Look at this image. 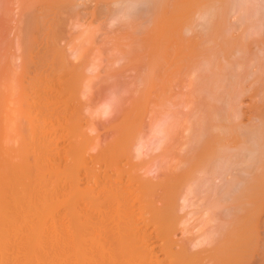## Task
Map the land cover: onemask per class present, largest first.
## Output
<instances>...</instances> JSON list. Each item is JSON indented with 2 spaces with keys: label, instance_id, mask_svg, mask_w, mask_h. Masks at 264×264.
Here are the masks:
<instances>
[{
  "label": "bare ground",
  "instance_id": "6f19581e",
  "mask_svg": "<svg viewBox=\"0 0 264 264\" xmlns=\"http://www.w3.org/2000/svg\"><path fill=\"white\" fill-rule=\"evenodd\" d=\"M25 1L22 4L25 5L22 13L23 34L20 33L23 37L19 34V38L26 39L27 42L24 41L26 43L25 47L29 52H32L35 50L37 37L41 36L43 16L46 11L39 3L36 4L34 1H30L26 5ZM83 1L60 0L56 2L55 0L54 2L51 0V2H47L49 5L46 8H49V6L54 9L55 6L58 7V10L56 9L57 13H55L58 17L54 14L55 21L58 18L57 24H54L58 31L55 32L56 34L54 33L53 38L56 41L52 43L55 52L57 51L58 54L57 61L63 68L64 65L66 67L68 62L71 63L74 58L75 62L71 63L74 66V72L69 71V73L72 72V76H75V74L85 75L84 78L75 79L79 82L82 81L81 84L78 82L81 85L78 87L79 90L74 87V84L77 83L74 78L68 77L69 80L64 82L62 80L65 87L67 86V89L72 92L70 98H66V100H61L63 95L60 96L62 91L58 89V81L61 82L62 78L58 80V77L55 79L47 77L50 89L46 87L47 85H43L46 87L44 89L49 90L42 91L44 94L42 97V93L39 95L38 92L42 89L45 80H42L44 82L40 85V89L37 87L34 92H31L30 89L38 85L39 82L31 85L32 81L30 84H26L27 86L23 90L27 91V100L24 91L23 94L21 93L25 96V104L26 101L30 100L29 97L33 101H29V107L27 106L29 113L25 111L27 108L24 110L25 114H29L28 120L23 121L21 119L22 122L27 123V128L23 125L27 135H25V138L23 137V141L21 140L22 135H19L21 137L20 142H22L19 143L17 137L16 145L19 143L16 147L17 151L13 148L16 152V154L13 153L14 157L16 158V155L20 153H22V157L18 155V161L7 158L6 160H9L10 163L0 162V264H264V0H122L128 1L129 3L126 2L128 5L133 4V9L136 3L146 2L149 4L146 14V11L143 13L142 10V14L145 15L143 20L140 18V23L142 25L144 23V26L139 28V31H137L138 29L135 30L137 26L132 21L124 25L131 30L130 33L139 32L138 34L141 33L143 36L139 37L138 41L140 42L136 41L135 43H141L143 48H138L140 44L134 46L133 38L129 50L133 46L138 48L139 52H136V49V53L132 51L135 53H132V55L140 54L139 57L142 55L141 60L145 63L143 65L145 68L148 67L147 71L143 68L146 71L145 74L147 73L146 76L145 74L143 76L146 80L148 79L149 84L155 83L156 77H159L157 75L167 70L166 67H172L171 62H175L172 53L167 54L166 62H161V59H164L161 56L166 52L165 49L175 39L174 37L172 41L173 35H176L177 32H181L180 35H183L182 33L185 30L186 33L182 37L186 40V37L191 36V33L187 34V31L197 29V27L195 28L196 19L199 22L200 18H195L196 14L201 15V18L204 17V21L202 20L204 30L200 32V29L199 31L203 35L200 37L201 41L198 37L196 38V42L200 41L199 47H201V50L196 49L199 54L195 59L191 58L194 61H190L192 64L188 68L189 79L187 78V80L192 89L189 94L190 98L187 101L185 100L186 105L176 102V99L172 102L167 99V103L164 105L166 101L163 102L162 100V106L165 107L161 110V106H159L158 116L149 125L151 136L153 135L155 138L153 150H157L161 159H163L160 168L156 171L161 168L166 170L164 174L160 171L162 175L160 174L157 177L151 176L149 173L152 172L153 167L152 170L150 168L146 169L143 167L144 165L141 167L136 162L138 157H142V155L145 157L144 151L147 149L144 150L147 145H145L146 142L143 143L144 141H142L144 140L143 135L141 136L143 130L139 128L142 123L137 124L129 118L130 120L126 121L127 123L123 127L122 135L120 134L121 137L119 136L120 139H118V135H115L118 137L115 142L113 140L115 145H110L111 141L110 143L107 142L109 145L105 144V147H103V144L99 145L101 137L97 135L98 132H95L97 129L92 123L85 124L84 128L82 126L83 122L79 123L80 125L78 124L81 119H78V108L76 106H73L76 107V110L73 109L75 111L73 116L68 115L71 112L69 106L71 97L81 94L85 100L87 98L89 100L91 88L93 89L92 83L94 84L96 81L94 79L97 77V70L99 71L104 67H99L96 61L92 60L93 56L88 59L87 54L88 63L85 68L81 69V66H84L82 65V59H84L85 53L88 52V47L95 43L94 40L97 37L96 27L98 26L94 25L96 21L93 22L94 13L93 18L80 19L79 9L82 8ZM99 1L102 2V0ZM194 1L198 2L194 3ZM38 2H41V0ZM113 2L115 4L120 0H113ZM13 4V0H0V12L2 13L0 26L7 22L9 14L12 15ZM111 4L112 0L109 6ZM125 7L128 8L127 5ZM81 11L83 12V10ZM126 12H123L124 16H126ZM71 13L76 15L75 20H72L70 24L69 33L72 36L68 43L65 42L66 45H61L58 33L62 34L64 28H62L63 30L59 29L57 25H63L64 20L68 22L69 18H64L63 15L67 16L68 14L70 16ZM233 13L242 23L240 28L244 25L243 30L238 31L237 33L240 34L236 36L232 32L230 22ZM71 17L73 18L72 15ZM136 23L138 24V22ZM99 24H101L100 21ZM237 24L235 27H238ZM102 25L104 24L102 23ZM197 25L199 26L198 23ZM73 27L76 29L75 32L72 29ZM133 28H135V31ZM196 31L191 32L195 34ZM17 33L19 32H14L15 35ZM51 33L48 32V34ZM137 36L136 33L135 37ZM256 36L259 39L255 38ZM103 37L104 35L101 38ZM131 37L134 36L131 35L130 40ZM119 39L116 41L118 44L121 43ZM107 41L104 40V44ZM120 45H118V50L117 46L115 47L117 50V52L115 51L116 55L125 52L123 47L122 51L119 52L121 50V48L119 49ZM113 52L112 56L109 55V57L113 58ZM130 52L126 51L127 55ZM69 56L73 57L70 58L71 61H69ZM27 58L29 57L27 56ZM14 60L16 62V58ZM107 60L111 61L109 58ZM186 60L184 61L186 62ZM32 62L34 63V61ZM84 63L86 64L85 61ZM110 63L108 65L111 67ZM16 66H14V69H16ZM1 67L3 68V65ZM77 67L81 69V73L75 72ZM110 67L107 71H110ZM61 69L58 71H61ZM86 69L89 70V74L83 71ZM63 71L61 76L64 74ZM139 71L137 68L136 72ZM52 74L56 73L52 71ZM67 74L66 76L69 75ZM98 74L102 73L98 72ZM117 76L119 77L118 74ZM9 78L11 79L10 75ZM123 79L126 81L125 78ZM138 79L136 78L135 81ZM144 80H141L142 83H144ZM14 82L16 84L17 80ZM72 82H74L73 85ZM177 82L173 83L176 84ZM70 84L74 89L73 87L70 88ZM157 84L156 82V88ZM247 84H251L250 87ZM119 85L115 86L116 90ZM139 85L137 84V87ZM148 85L147 89L150 88ZM14 86L16 87L14 89H17L18 86ZM22 87L20 86V88ZM127 87L130 90L133 89ZM127 87L125 86V88ZM155 87L152 89H155ZM255 87L258 89H255ZM1 88L3 87L0 86V90ZM160 88L162 89L161 86ZM251 88L256 90V92L253 91L256 95L258 92V97L260 95L257 100L260 103L257 104V107L254 105V108H256L254 113L252 112L249 121L244 123L241 118V106L243 105L240 106V103L243 102V94L248 91L251 92ZM7 89L10 88L7 87L4 90L7 91ZM128 89H124V91ZM181 89L183 90V87ZM112 90L111 95L112 92H115L114 89ZM9 91L11 93V89ZM153 91L156 93L158 90ZM12 92H14V95L17 93ZM118 92L119 97L116 96V98L118 97L117 106H122L121 103L124 104L127 97L123 98L124 93L122 92L121 95L120 89H118ZM146 92L148 90H145L144 93ZM129 93L128 90L125 95H129ZM144 93L140 95L142 96ZM184 93L182 94L184 95ZM14 95L7 101V111L5 110L8 113L7 115L10 116L9 121L13 126H15L18 117L16 110L19 109L14 106L17 101L16 98L19 97L16 96L15 98ZM43 96L48 97L44 100L45 103L42 102ZM2 101L0 100V104ZM148 102L144 99V105ZM103 103L105 107L102 109L97 107V115L101 113L105 116L107 112H116L117 106L115 107V103L111 105L112 109L111 106L109 107L111 101L107 102L108 104ZM2 105L4 106V102ZM144 105L141 102L142 113L147 110V106ZM179 105L181 108L185 106V111L187 106L191 110L189 113L181 109L179 111ZM3 106L2 109H4ZM191 106H193V109ZM143 107L146 110H143ZM20 109L22 110V108ZM89 109L88 111H90ZM23 117H19V120ZM48 119H50V122ZM19 120L18 125L20 126L21 121L19 122ZM67 121H69L68 124H65ZM0 122L2 125L0 127H4L1 118ZM129 122L130 124H128ZM79 126L81 129L78 128ZM5 127L7 128V126ZM18 128L21 129V127ZM143 129L145 128L143 127ZM22 130L24 129H21V134H23ZM2 131H4L3 128ZM81 131L87 137L86 140H83L85 138ZM140 131L141 133H139ZM146 132L148 131L146 130L144 133ZM186 132L188 133L187 139L184 140L185 143H181L179 149L176 147L174 149V146H171L173 142L178 139V136L181 137ZM11 134L9 132V135ZM7 141L10 143L11 138ZM67 141H69V146L65 144ZM18 150H21V152ZM149 155L150 153L147 152L148 157ZM155 157L156 155H152V158ZM156 161H154V164ZM156 168L157 166L154 169ZM156 171L153 173L157 174ZM35 218H37V221ZM179 231L183 233V236L180 235L181 238L177 237ZM254 249L257 252L260 251L258 253L260 262H255L254 258L257 255L255 254L256 251L254 253ZM211 253L216 255L214 259L207 256Z\"/></svg>",
  "mask_w": 264,
  "mask_h": 264
},
{
  "label": "rangeland",
  "instance_id": "374dc122",
  "mask_svg": "<svg viewBox=\"0 0 264 264\" xmlns=\"http://www.w3.org/2000/svg\"><path fill=\"white\" fill-rule=\"evenodd\" d=\"M21 1V3H19ZM25 1V0H24ZM24 1H22V0H18V2H17V0H13V2H14V4H13V11L11 12V14L12 15H10L9 14V16L7 17V24L6 23H3V25L2 26H0V34H2V35H0V44H1V46H0V53H1V56H0V65L2 66L3 65V68H2V70H0V75H1V77H2V79H1V77H0V86H2L3 88H1V90H0V100L2 101V103L0 104V118H1V121H2V124H3V126L4 127H2L3 128V130L4 131H2V128L0 127V132H1V134H0V162H5V163H10V161L9 160H12L13 161V159H16L17 161H18V155L19 156H21L22 157V153H20L21 152V150H18V151H20L19 153L20 154H18V155H16L17 157L15 158L14 157V154L13 153H15L16 154V152L14 151V149L16 150V147H17V145H19V143H21L24 139H23V137L25 138L26 136L25 135H27V131H26V129H25V127L27 128V126H26V124L24 123V122H22V120L23 121H26V120H28V118H29V108H27V106L29 107V103L30 102H32L33 101V99H32V101H31V97H29L30 98V102L29 101H26L27 103L25 104L24 102H25V96H23L22 94V92L24 91V94L26 95L27 93V91L26 90H23L24 88H26V86L28 85V84H30V82H32L33 81V83H31V85L32 84H36L37 82H39L40 83V81H41V83L39 84L38 83V85H36V86H34V88H32V89H30V91L31 92H34V90H36L37 89V87L39 88V87H41L40 85L44 82H42V80H45V82L42 84V89L38 92V94L40 95V93H42V91H48L49 89H50V85H48V84H50V83H48V81H49V79L47 78V77H49V78H57L58 77V80H60L61 78V82H62V80H63V82L64 81H66V80H69V79H67L68 77L69 78H74V80L76 79H81V78H84V73H82V74H84V75H81V74H79V75H76L75 74V76H72V72H74V69H73V67L74 66H72V64L71 63H73V62H75V60H74V58L72 57V56H69V61H71V59L73 58V60L71 61V63H69L68 62V64L66 65V67H64L63 66V68H62V65L59 63V61H57V51L55 52V48L53 47L54 45L52 44V43H54V41H56L53 37H54V35L57 33V31H58V28L55 26L56 24H57V21H58V16H57V14H55V13H57V10H58V7L57 6H55V9L52 7V6H49V8H46V7H48V5L49 4H47V2H51V0H45V2H44V0H41V2H38V1H40V0H26L25 1V4L26 3H29L30 1H34L36 4L37 3H39V5H42L44 8H45V10L44 11H46V12H49V13H46V12H44L45 14H44V16H46V17H44L43 16V18H44V20H46V21H44L43 20V23H42V27H41V32H40V34H41V36L40 37H37V41H36V47H35V50L34 51H28L27 49H26V43H24V41L25 42H27L26 41V39L24 40L22 37V35L21 34H23V31H22V29H23V12H24V9L23 8H25L24 6L25 5H22L23 4V2ZM37 1V2H36ZM52 1H54L55 2V0H52ZM60 0H56V2H59ZM88 1H90V0H84L83 2H84V4H82L81 6H82V8H80L79 10H80V13H81V17H80V19L81 18H83V19H81V20H85V19H87V18H93V13L95 14V17L93 18L94 20H93V22L94 21H96V22H94V25L95 26H97L96 28H97V30H96V36L97 37H95L96 39H97V41H96V39L94 40L95 41V43H96V45H95V43H93V44H91V46H92V48H91V46H89L88 47V52H86L85 53V56H84V59H82L83 61H82V65H84V66H81V69L82 68H85V65H87V63H88V61H87V58L88 59H91L92 58V56H93V58H92V60L93 61H96V63L98 64V66L99 67H102V66H104V67H102L101 69L100 68H98V69H100L99 71L97 70V77L94 79V84L92 83V87H93V89L91 88V94L89 95V100H88V98L85 100L84 99V97L83 96H81V94H76V95H74V96H72L71 97V103H70V108H71V112H72V114H71V112L68 114L69 116L70 115H72L73 116V113H75V111L74 110H76V107L78 108L77 110H78V114H77V116H78V119H81L80 121H78L77 119V121H78V124L79 123H81V122H83L84 124L82 125L83 126V128L85 127L84 125L85 124H88L89 122L90 123H92V125H94L96 128L95 129H97V131H95L96 133L98 132V134L97 135H99L100 137V143H99V145L101 144H103V147H105V144H107V142H113V140H114V142L116 141V140H118V139H120V137H121V132H122V130H123V127L125 126V124L127 123L126 121H129L130 119L129 118H131V121H135V123H137V124H141V125H143L142 127H140L139 126V128L141 129L142 128V133H141V131L139 132V133H141V136L143 135V139L144 140H142V141H144L143 143H145L146 142V144L145 145H147V146H145L144 147V150L147 148L148 149V151H147V149L144 151V153L146 154H144L145 155V157H143V155H142V157H138V159H136V162L137 163H139L138 165L139 166H143L144 168H146V169H151L152 167V169L154 170V171H156L157 169H159L160 167L159 166H161V162L163 161V159H161V157H160V155L158 154V151L157 150H153L154 149V142H155V138L153 137V135L151 136V128L149 129V125L151 124V122L158 116V113H159V111H157V110H159V106H161V110H163V108L165 107H163L162 106V104H163V102L164 101H166L167 99H169L171 102L172 101H175V99H176V102H181L182 103V105L184 104V105H186L185 103H186V101L190 98L189 97V94L191 93V91H192V89L190 88V86L188 85V80H187V78H188V73H189V71H188V68H189V66L192 64L191 62L192 61H194V60H192V59H195L196 58V56L199 54V52L198 51H200L201 50V47H199L200 46V41H201V39H200V37L201 36H203V35H201V33L200 32H202V30H204V28H203V21H204V17L203 18H201L202 16L201 15H197L196 14V16H195V18L197 17L198 19H199V22H198V20L196 19V24H195V28L197 27V29H194V30H191V31H196L195 32V34H193V32H189V31H187V34H189V33H191V36L193 35L194 37H191V36H188L189 38H187L186 37V40L183 38L184 37V34L186 33V31L184 30V32L182 33L183 35H180V33L181 32H177V34L176 35H173V38H172V41H173V39H174V37H175V39H174V41L173 42H171V44L170 45H168L167 46V48L165 49L166 50V52L165 53H163V55L161 56V57H164V59L162 58L161 59V62H166V59H167V54L169 53H172L174 56V60H175V62L173 63V62H171L173 65H172V67H169V68H167L166 67V69L167 70H165L164 72L162 71V72H160L157 76H159V77H156V81H155V83L157 82L158 84H157V88L155 87V83L154 82H152V83H154V84H149V81H147L146 79H145V77L143 76L144 74H145V72L147 71V68L148 67H146L145 68V66L143 65V64H145L144 62H143V60H141L142 58V55L139 57V55H134L136 52H139L138 51V48H140V47H142V45H141V43H138V44H140V45H138V44H135L136 43V41H138L141 37H143L142 36V34L140 33V35L138 34L139 32H136L137 33V37H135L136 36V33L134 34L133 32H131L130 33V31L131 30H129V28L127 27H125L124 25H126L128 22H131L132 21V23L133 24H135L137 27H135V28H133V30L135 29V30H137V31H139V28H142V26H144V23H143V25L140 23L141 22V19L143 20L144 19V15L147 13V10H148V3H144V2H140V3H136V4H134V9L132 8V6H133V4L132 5H128L126 2H128V1H122V0H120V2H118V3H115L114 4V2H113V0H112V4L109 6V3H111V0L109 1H107V0H102V2L101 1H93V0H91L90 2H88ZM118 1V0H117ZM122 1V2H121ZM92 2V3H91ZM196 2H198V1H196ZM195 1H194V3H196ZM93 3H94V5H93ZM106 3V4H105ZM126 3V4H125ZM129 3V2H128ZM20 6H19V5ZM47 4V5H46ZM53 4V3H52ZM86 4V5H85ZM89 4V5H88ZM99 4V5H98ZM114 4V5H113ZM120 4H122V5H120ZM124 4V5H123ZM139 4V5H138ZM26 5H28V4H26ZM46 5V6H45ZM53 5H55V4H53ZM127 5V7L128 8H126L125 6ZM136 5V6H135ZM138 5V6H137ZM144 5H145V7H144ZM81 6H79V7H81ZM103 6V7H102ZM106 6V8H104ZM16 7V8H15ZM126 8V10H125V8ZM139 7V8H138ZM43 8V9H44ZM109 8V9H108ZM115 8V9H114ZM20 9V10H19ZM57 9V10H56ZM94 9V10H93ZM95 9H96V11H95ZM122 9H123V11H122ZM133 9V10H132ZM136 9V10H135ZM17 10V11H16ZM56 10V12H54ZM81 10H83V12L81 11ZM93 10V11H92ZM100 10V11H99ZM109 10V11H108ZM127 11L126 13V16H124L123 14V12H125V11ZM132 10V11H131ZM141 10V11H140ZM142 10H143V13L145 12V14H142ZM22 11V12H21ZM136 11V12H135ZM16 12V13H15ZM51 12V13H50ZM96 12V13H95ZM101 12V13H100ZM105 12V13H104ZM107 12V13H106ZM112 14L113 13V15H111L110 13ZM132 12V13H131ZM83 13V14H82ZM115 13V14H114ZM117 13V14H116ZM57 16L56 18H57V21H55L56 19H54V16L55 15ZM75 13H71L70 14V16L67 14V16L66 15H63V17L64 18H66V17H68L69 19H68V22H67V20H64L63 21V25H61V26H59V25H57L58 27H59V29H62V28H64V30H65V32H64V30L62 31V34H60V33H58L59 34V39L61 40V45H66L67 43H68V40L70 41V37L72 36V35H70V24H71V21L72 20H75V16L76 15H74ZM89 14V15H88ZM133 14V15H132ZM2 15V13L0 12V16ZM15 15V16H14ZM71 15L73 16V18L71 17ZM113 16V17H111V16ZM118 15V16H117ZM134 15H136V16H134ZM140 15V16H139ZM141 15H142V17H141ZM10 16H11V18H10ZM84 16V17H83ZM109 16H110V19H109ZM134 16V17H133ZM18 17V18H17ZM237 16H235V14L233 13V15H231V18H230V22H231V25H232V32H233V34L235 33V36L236 35H238V34H240V33H237L238 31H242L243 29V26L244 25H242L241 26V28H240V25L242 24L241 23V21H240V19H238V18H236ZM9 18H10V20H9ZM15 18V19H14ZM21 20H20V19ZM113 18V19H112ZM129 18V19H128ZM136 18H138V19H136ZM141 18V19H140ZM236 18V19H235ZM101 19V20H100ZM47 20H48V22H47ZM117 20V21H116ZM121 22H120V21ZM140 20V21H139ZM203 20V21H202ZM234 20H236L237 22H235L234 21V23H233V21ZM239 20V21H238ZM55 21V22H54ZM99 21H100V23L101 24H99ZM114 21V22H113ZM47 22V23H46ZM50 22H51V24H50ZM105 22H106V25H105ZM119 22V23H118ZM136 22H138V24H139V26L141 25V27H139L138 26V24L136 23ZM67 23V24H66ZM98 23V24H97ZM102 23L104 24V25H102ZM197 23L199 24V26L197 25ZM238 23V24H237ZM240 23V24H239ZM46 26H45V25ZM55 24V25H54ZM69 24V25H68ZM233 24H234V26H233ZM237 24V26L238 27H235V25ZM43 25H44V27H43ZM68 25V26H67ZM100 25H101V27H100ZM120 25V26H119ZM17 28H16V27ZM64 26V27H63ZM104 26V27H103ZM107 26V27H106ZM113 26V27H112ZM202 26V27H201ZM61 27V28H60ZM111 27V28H110ZM120 27H121V29H120ZM233 27H234V29H233ZM2 28V29H1ZM15 28H16V31H15ZM67 28V29H66ZM199 28V29H198ZM73 30H74V32L76 31V29H74V27L72 28ZM71 29V30H72ZM111 29V30H110ZM117 29V30H116ZM200 29H201V31H200ZM236 29H238V30H236ZM242 29V30H241ZM73 30H72V32H73ZM110 30V31H109ZM123 30V31H122ZM127 30V31H126ZM129 30V31H128ZM132 30V31H133ZM134 30V31H135ZM52 33H51V32ZM101 31H103V32H101ZM109 31V32H108ZM112 31H114V32H112ZM119 31H122V32H119ZM126 31V34L124 33ZM200 31V32H199ZM235 31V32H234ZM14 32L16 33V32H19V33H17L16 35L14 34ZM48 32L49 33H51V34H48ZM56 32V33H55ZM61 32V31H60ZM117 32H119V33H117ZM199 32V33H198ZM21 33V34H20ZM47 33V34H46ZM55 33V34H54ZM65 33V34H64ZM101 33V34H100ZM109 33V34H108ZM113 33V34H112ZM115 33H117L116 35H118V36H116L115 35ZM179 33V34H178ZM242 33V32H241ZM19 34L22 36L21 38H19ZM108 34V35H107ZM128 34V35H127ZM186 34V35H187ZM200 34V35H199ZM104 35V37L103 38H105V39H103V38H101L102 36ZM123 36L122 38L120 37V36ZM134 36V37H131V40H130V36ZM179 35V36H178ZM185 35V36H186ZM196 35V36H195ZM46 36V37H45ZM52 36V37H51ZM106 36V37H105ZM115 36V38L117 39H115V38H113L112 39V37H114ZM126 36V37H125ZM129 36V37H128ZM177 36V37H176ZM183 36V37H182ZM108 37V38H107ZM121 38V39H123V40H121V39H119V38ZM140 37V38H139ZM182 37V40L184 41H182L180 38ZM191 37V38H190ZM198 37V39L200 40H198V42H196L197 41V38ZM15 38V39H14ZM48 38V39H47ZM63 38V39H62ZM111 38V39H110ZM134 38V39H133ZM253 38H254V36H253ZM255 38H258V36H256ZM21 39H23V40H21V42H20V40ZM45 39V40H44ZM58 39V38H57ZM118 39H119V42H121V43H119L118 44V42L116 43V41H118ZM125 39V40H124ZM129 39V40H128ZM134 40V43L133 44H135L134 46H139L138 48L137 47H134L133 46V44H132V46L134 47H132L131 48V50H129V48L131 47V43L133 42V40ZM178 41H177V40ZM259 39V38H258ZM13 40H14V42H13ZM104 40H109V41H107L105 44H104ZM112 40V41H111ZM195 40V41H194ZM17 41H18V45H17ZM23 41V42H22ZM45 41H46V43H45ZM111 41V42H110ZM187 41V42H186ZM65 42H67V43H65ZM114 42V43H113ZM126 42V43H125ZM138 42H140V41H138ZM190 42H191V44H190ZM19 43H20V45H22V46H20L19 45ZM65 43V44H64ZM101 43V44H100ZM123 43V44H122ZM182 43H184V44H182ZM188 43V44H187ZM40 44V45H39ZM120 44H122V45H120ZM195 44V45H194ZM24 45V46H23ZM95 45V47H93ZM102 47H101V46ZM112 45V46H111ZM114 45V46H113ZM118 45H120L119 46V49L121 48V50L119 51V52H121L122 51V47L124 48L123 50L125 51V52H123V54H121V53H119V55H116L115 54V51L117 52V50H118ZM125 45V46H124ZM185 47H183V46ZM208 45V44H207ZM17 46H18V48H17ZM103 46H104V48H103ZM105 46H106V48H107V50H106V48H105ZM117 46V47H116ZM189 46V47H188ZM192 46V47H191ZM111 47V48H110ZM117 48V50H116V48ZM173 47V48H172ZM194 47V48H193ZM20 48V49H19ZM54 48V49H53ZM103 48V49H102ZM114 48V49H113ZM143 48V47H142ZM142 48H141V50H142ZM168 48H169V51H168ZM182 48H184V49H182ZM200 48V49H199ZM40 49V50H39ZM91 49V50H90ZM137 49V50H136ZM198 51H197V50ZM24 50V51H23ZM135 50H136V52H135ZM140 50V51H141ZM186 50H187V52H186ZM195 50H196V53H195ZM37 51V52H36ZM53 51V52H52ZM112 51H114L113 52V58H111V54H112ZM126 51L128 52H130L129 53V55H127L128 53H126ZM132 51H134V52H132ZM175 51V53H173ZM192 51V52H191ZM193 51H194V53H193ZM186 52V53H185ZM3 53V54H2ZM102 53V54H101ZM104 53V54H103ZM117 53V54H118ZM132 53H134L133 55L135 56H133L132 55ZM141 53V52H140ZM11 54V55H10ZM26 54H27V56L29 57V58H27V56H26ZM34 54H36V55H34ZM88 54V55H87ZM91 54V55H90ZM99 54H101V55H99ZM107 54H108V56H107ZM138 54V53H137ZM194 54H196V55H194ZM4 55V56H3ZM20 55V56H19ZM86 55H87V58H86ZM106 55V56H105ZM109 55H111L110 57H109ZM133 57H132V56ZM16 56V57H15ZM96 56V57H95ZM183 56H185V57H183ZM190 56V57H189ZM194 58H193V57ZM37 57V58H36ZM72 57V58H71ZM95 57V58H94ZM105 57H107V58H105ZM114 57H116V58H114ZM118 57V58H117ZM122 57V58H121ZM179 57H181V58H179ZM8 58V59H7ZM16 58V62H14L15 59ZM40 58V59H39ZM71 58V59H70ZM110 59L111 61V63L109 62V60H107V59ZM120 58H121V60H120ZM132 58V59H131ZM180 60H179V59ZM192 58V59H191ZM29 60V62H28V60ZM32 59V60H31ZM116 59V60H115ZM119 59V60H118ZM144 59V58H143ZM145 59H147V58H145ZM160 59V58H159ZM158 59V60H159ZM185 59H187L186 60V62H187V64H186V62L184 61ZM4 60H5V62H4ZM14 60V61H13ZM114 62H113V61ZM133 60V61H132ZM163 60V61H162ZM173 60V61H174ZM3 61V62H2ZM32 61H34V63L32 62ZM84 61L86 62V64L84 63ZM91 61V60H90ZM104 61H106V62H104ZM183 61H184V63H185V65H184V63H183ZM191 61V62H190ZM2 62V63H1ZM23 64H22V63ZM140 62H142V63H140ZM159 62H160V60H159ZM5 63V64H4ZM80 63H81V61H80ZM103 63V65H101ZM108 63H110L112 66L110 67V65H108ZM190 63V64H189ZM20 65V66H18V65ZM25 64V65H24ZM31 64H32V66H31ZM134 64V65H133ZM136 64V65H135ZM181 64V65H180ZM183 64V65H182ZM17 65V66H16ZM23 65V66H22ZM32 68V70H31V68L29 67V66ZM107 65V66H106ZM140 65H141V67H140ZM177 65V66H176ZM14 66H16L15 68L16 69H14ZM106 66V67H105ZM110 67V71L108 72L107 71V69ZM181 66V67H180ZM185 66V67H184ZM28 67V68H30V69H26V68ZM68 67H70L69 69H68ZM108 67V68H107ZM178 69H177V68ZM0 68V69H1ZM36 68V69H35ZM56 70H55V69ZM62 68V69H61ZM67 68V69H66ZM137 68H138V70H140L139 72H136L137 71ZM140 68H142V69H140ZM146 70H144V69ZM175 68H176V70H175ZM59 69H61V71H58ZM79 69V70H78ZM81 69L80 68H78L77 67V69L75 68V72L76 73H81ZM135 69H136V71H135ZM165 69V68H164ZM163 69V70H164ZM172 69V70H171ZM184 69V70H183ZM12 70V71H11ZM22 70V71H21ZM64 70V71H63ZM66 70H68L67 72H66ZM102 70V71H101ZM169 70V71H168ZM178 70H179V72H178ZM2 71V72H1ZM20 73V75H19V73ZM52 71L54 72V73H58L57 75L56 74H52ZM56 71H58V72H56ZM63 71V73L64 74H62V76H61V72ZM69 71H72V72H70L69 73ZM78 71H80V72H78ZM83 71H85V72H87V74H89V70L88 69H86V70H83ZM114 71V72H113ZM116 71H117V73H116ZM136 72V74H135V72ZM188 71V72H187ZM11 72V74H9ZM17 72V73H16ZM27 74H26V73ZM30 72V73H29ZM50 72H51V77H50ZM98 72L99 73H102V74H98ZM119 72V73H118ZM143 72V73H142ZM168 72V73H167ZM176 72H177V74H176ZM4 73V74H3ZM5 73H6V77H5ZM23 75H22V74ZM29 73V74H28ZM68 75V76H66V74ZM140 73V74H139ZM142 73V74H141ZM175 75H174V74ZM179 73V74H178ZM14 74V75H13ZM117 74L119 75V77L117 76ZM147 74V73H146ZM146 74H145V76H146ZM9 75H10V77H11V79H12V82H14V81H16L17 80V82H16V84H15V82L13 83L14 85H17L18 87H17V89H14V88H16L13 84H12V82H11V79L9 78ZM26 75H28V76H25ZM54 75V76H53ZM64 75V76H63ZM135 75V77H133ZM173 75H174V77H173ZM183 75H185V76H183ZM137 76V77H136ZM143 76V77H142ZM181 76V77H180ZM187 76V77H186ZM20 77H21V80H20ZM24 77V78H23ZM45 77V78H44ZM63 77H65V78H63ZM116 77H118L117 79H116ZM122 77V78H121ZM138 77H139V79H138ZM180 77V78H179ZM4 78H5V80H4ZM18 78H19V80H18ZM28 78H31V79H28ZM33 78H35V79H33ZM36 78H37V80H36ZM42 78V79H41ZM60 78V79H59ZM123 78H125V80L126 81H124V79ZM138 79L139 81H141V80H144V83H142L143 81H141V82H139L138 80H136L135 81V79ZM143 78V79H142ZM178 78V79H177ZM184 78V79H183ZM8 79V80H7ZM23 79V80H22ZM26 79V80H25ZM39 79V80H38ZM47 79V80H46ZM165 79V80H164ZM173 79V80H172ZM184 80V81H180V80ZM189 79V78H188ZM4 80V81H3ZM9 80H10V82H11V84H10V82H9ZM25 80V81H24ZM30 80V81H29ZM75 80V82H77L76 84H74V82H72V85L74 84V87H75V89H78V87L79 86H81L80 84L82 83V81L81 82H79V81H76ZM83 80V79H82ZM121 80V81H120ZM134 80V81H133ZM179 82H177V81ZM6 81V82H5ZM130 81V82H129ZM148 82L147 84L145 83V82ZM5 82V83H4ZM59 82V85H58V89L59 90H61L62 91V93L60 94V96L61 95H63V97H62V99L61 100H66V98H70L69 96H70V94H72V92L71 91H69L67 88V86L65 87V85H64V83L62 82H60V81H58ZM80 84H79V83ZM119 82V83H118ZM121 82H123V83H121ZM173 82H177L176 84L175 83H173ZM10 84V86L11 87H13V88H11L10 86H9V84ZM28 83V84H27ZM111 83H112V85H111ZM121 83V84H120ZM130 83H131V85H130ZM139 85L138 87H137V84ZM173 83V84H172ZM182 83H184L183 85H182ZM5 84H7V85H5ZM27 84V85H26ZM120 84V85H119ZM136 84V85H135ZM142 84H144L143 86H141ZM149 84V85H148ZM5 85V86H4ZM43 85H47L46 87L48 88L49 87V89H44V88H46V87H44ZM110 85H111V87H110ZM114 85V86H113ZM118 86L119 85V88L118 89H120V92H121V95H122V92L124 91V89H128V87L127 86H129V88H133L132 90H130V89H128L129 91H130V93H129V95H132V92H133V95L132 96H129V95H125L126 94V92H128V90H126V91H124L123 93H124V97L123 98H126V100H125V102H124V104L123 103H121L122 104V106L121 105H119V106H117L118 104H117V101H118V97H119V92H118V89L116 90L115 89V86ZM134 85V86H133ZM147 85L150 87V88H148L147 89ZM169 85H171V86H169ZM172 85H173V87H172ZM176 85V86H175ZM179 85V86H178ZM188 85V86H187ZM250 85L251 84H247V86H249L250 87ZM8 88H10L11 89V93H10V89L8 90L7 89V91L6 90H4V89H6L7 87ZM20 86H23L22 88H20ZM95 86V87H94ZM113 86V87H112ZM125 86L127 87V88H125ZM160 86L162 87V89L160 88ZM175 86V87H174ZM181 86V87H180ZM186 86V87H185ZM63 87H64V89H63ZM73 86H71V84H70V88H72ZM74 87H73V89H74ZM77 87V88H76ZM140 87V88H139ZM144 87H145V89H144ZM155 87V89H156V93L153 91V90H155V89H152V88H154ZM172 87V88H171ZM179 87H180V89H179ZM183 87V90L181 89ZM252 87V86H251ZM254 87V86H253ZM142 88V89H141ZM164 88V89H163ZM21 90V91H19V90ZM40 89V88H39ZM80 89V88H79ZM78 89V90H79ZM112 89H114V91L115 92H112V95H111V91H113ZM135 89V90H134ZM140 90V92H139V90ZM255 89H258L257 87H255ZM18 90V91H17ZM94 90V91H93ZM122 90V91H121ZM138 90V91H137ZM144 90V91H143ZM145 90H148V92H146V93H144L145 92ZM152 90V91H151ZM172 92H171V91ZM180 90V91H179ZM12 91H15V93H16V95H14V92H12ZM137 91V92H136ZM184 91H186L185 93H184ZM248 91V90H247ZM253 91H255L256 92V90H253V88H251V92H249V94H248V92H246L245 94H243V99H242V101L243 102H241L240 103V106L241 105H243V106H241V118L243 119V121H244V123L245 122H248L249 121V117H250V115L252 114V112L254 113V111H255V109L256 108H254L255 106L257 107V104L258 103H260V101L258 102L257 100L259 99V97H260V95H259V97L257 96L258 95V92H257V95H256V93L254 92L253 93ZM3 92V93H2ZM6 92V93H5ZM75 92V91H74ZM76 92L78 93V91L76 90ZM135 92H136V94H135ZM144 93V95H140V94H143ZM152 92V93H151ZM160 92V93H159ZM184 93V95L182 94V93ZM12 93H13V95H14V97L16 98V96L17 97H19L18 99L16 98V104L17 103H20V104H22L21 106H20V104H15L14 106H16V109L17 108H19V109H17L16 110V114H18V117H17V115H16V117H17V121H15V126H13V125H11V123H10V121H9V119H10V116L9 115H7L8 113L6 112L7 111V101H9V98L10 97H12L13 95H12ZM20 93V94H19ZM22 93V94H21ZM56 93V92H55ZM140 95H138V94ZM168 93H169V95H168ZM251 93V94H250ZM5 94H7V95H5ZM37 94V93H36ZM136 95V97H135V95ZM146 94H148L147 96L150 98H148L147 99V96H146ZM150 94V95H149ZM155 94V95H154ZM167 94V95H166ZM253 94H254V96H253ZM260 94V93H259ZM11 95V96H10ZM19 95V96H18ZM35 95V94H34ZM42 95H44L43 93L41 94V97H42ZM114 95V96H113ZM120 95V96H121ZM159 95V96H158ZM166 95V96H165ZM182 95V96H181ZM107 96V97H106ZM111 96H113V97H111ZM116 96H118L117 98H116ZM145 96H146V98H145ZM152 96H154L153 97V99H152ZM162 96V97H161ZM175 96V97H174ZM180 96H181V99H180ZM253 96V97H252ZM24 97V98H23ZM48 97H50V95H48ZM48 97H46V96H43V101L42 102H44L45 103V101L44 100H46ZM106 97V98H105ZM131 97V98H130ZM133 97H135L136 99H138L137 101H136V99L135 98H133ZM139 97H140V99H139ZM142 97V98H141ZM144 97V98H143ZM184 97V98H183ZM186 97V98H185ZM251 97H252V99H251ZM27 95H26V100H27ZM111 98V99H110ZM172 98V99H171ZM6 99V100H5ZM20 99H21V101H20ZM74 99V100H73ZM133 99V100H132ZM135 99V100H134ZM144 99L149 103H147L146 105H144ZM245 99V100H244ZM76 100V101H75ZM88 100V101H87ZM141 100H143V101H141ZM157 100V101H156ZM162 100H163V102H162ZM169 100H168V102H169ZM186 100V101H185ZM250 100V101H249ZM74 101V102H73ZM111 101V103L109 104V107L111 106V105H114V103H115V107H116V112L114 111L113 113H111V112H107L106 113V115L105 116H103L104 114H99V115H97V107L98 108H103V107H105L104 106V103L103 102H110ZM131 101V102H130ZM135 101V102H134ZM153 101V102H152ZM185 101V102H184ZM249 101V102H248ZM252 101H254V102H252ZM3 102H4V106L2 105L3 104ZM23 102V103H22ZM72 102H73V104H72ZM112 102H113V104H112ZM130 102V103H129ZM136 102H138V103H136ZM141 102H142V105H144V106H147L146 107V109H145V107H143L144 109L143 110H146V111H144V113H142V107L140 108V106H141ZM175 102V103H176ZM245 102V103H244ZM252 102V103H251ZM107 103V104H108ZM129 103V104H128ZM136 103V104H135ZM158 105H157V104ZM167 103V101L164 103V105ZM59 104H61V103H59ZM72 104V105H71ZM140 104V105H139ZM157 106V108H156V106ZM86 105H87V107H86ZM93 107H92V106ZM127 105V106H126ZM129 105V106H128ZM131 105V106H130ZM135 105V106H134ZM154 105V106H153ZM255 105V106H254ZM4 107V109H2L1 107ZM17 106H19V107H17ZM72 106V107H71ZM73 106H76V107H73ZM133 106V107H132ZM180 106V105H179ZM114 107V108H115ZM131 107V108H130ZM189 106H187V108H186V111H185V106L184 107H182L181 108V106L180 107H178L179 108V111H180V109L181 110H184V112H187V113H189V111L191 110L190 109V107L188 108ZM20 108H22V110L20 109ZM27 108V109H26ZM75 108V109H74ZM90 108V109H89ZM92 108H94V109H96L95 111L92 109ZM113 107L111 106V109H112ZM149 108V109H148ZM191 108L193 109V106H191ZM26 109V110H25ZM74 109V110H73ZM88 109L90 110V111H88ZM91 109H92V113H91ZM136 109V110H135ZM252 109H254V110H252ZM3 111V113H2V111ZM6 110V111H5ZM20 110V111H19ZM26 112H28V113H26L25 114V111ZM73 110V111H72ZM123 110V111H122ZM250 110H252V111H250ZM18 111V112H17ZM121 111H122V113H121ZM125 111V112H124ZM140 111V112H139ZM6 112V113H5ZM24 112V113H23ZM124 112V113H123ZM128 112V113H127ZM136 112H139L138 114L136 113ZM153 112V113H152ZM156 112V113H155ZM182 112V111H181ZM246 112H247V114H246ZM2 113V114H1ZM136 113V116L134 115ZM245 113V114H244ZM6 114V115H5ZM120 114H122V115H120ZM132 114V115H131ZM244 114V115H243ZM140 115H142V116H140ZM6 116H9L8 118L6 117ZM21 116H24L23 118H20V120H19V117H21ZM28 116V117H27ZM75 116V115H74ZM135 118H134V117ZM244 116V117H243ZM26 117H27V119H26ZM83 117V118H82ZM122 118V119H121ZM134 118V119H133ZM8 119V120H7ZM22 119V120H21ZM46 119V118H45ZM45 119H44V121H45ZM126 119V120H125ZM137 119V120H136ZM18 120H19V122H20V126L18 125ZM48 121L50 122V119H48ZM74 121H75V118H74ZM8 122V123H7ZM68 122L69 121H67L65 124H68ZM147 122V123H146ZM16 123H17V126H16ZM121 123V128H120V126H119V124ZM128 124H130V122L128 123ZM0 125H1V122H0ZM23 125L25 126V127H23ZM80 125V124H79ZM2 126V125H1ZM5 126H7V128L5 127ZM74 126V125H73ZM18 127H21V129H24V130H22V132H23V134H21L20 133V131H21V129L20 128H18ZM75 127V126H74ZM76 127H77V125H76ZM143 127L145 128V129H143ZM6 128V129H5ZM78 128H80V126L78 127ZM18 129V130H17ZM81 129V128H80ZM79 129V130H80ZM17 130V131H16ZM83 130V129H82ZM148 131V132H146V133H144L145 131ZM26 131V132H25ZM9 132H10V134L11 135H9ZM66 132H68V131H66ZM82 132V131H81ZM4 133V134H3ZM80 133V132H79ZM96 133H94V135H96ZM115 133V134H114ZM187 133L188 132H186V133H183L182 134V136L180 137V136H178V139H176V141H177V143H176V141H174L173 142V144L171 145V146H174L173 148L174 149H176V148H180L181 147V143H185L184 142V140L185 139H187ZM7 134H8V136H7ZM82 134L84 135V138L85 139H83V140H86V138L87 137H85V134L82 132ZM114 134V135H113ZM121 134V135H120ZM144 134H145V136H144ZM147 134V135H146ZM16 135V136H15ZM22 137V139H21V137ZM79 135H81V134H79ZM79 135H78V137H79ZM82 135V136H83ZM115 135H118V137L117 136H115ZM5 136V137H4ZM109 136V137H108ZM17 137L19 138V143L16 145V140L18 141V139H17ZM4 138V139H3ZM11 138V141H10V143H8V141L7 140H9ZM79 138H81V136L79 137ZM78 138V139H79ZM118 138V139H117ZM20 139L22 140L21 142H20ZM110 139V140H109ZM2 140V141H1ZM7 142H6V141ZM15 142H14V141ZM82 139H81V141H83ZM88 140V139H87ZM104 140V141H103ZM109 140V141H108ZM179 140V141H178ZM99 141V140H98ZM13 142H14V144H13ZM68 142L69 141H67L65 144L67 145V146H69L68 145ZM85 142V141H84ZM105 142V143H104ZM110 143V145L112 144H114L115 145V143L113 142V143ZM6 144V145H5ZM117 144V143H116ZM176 144V145H175ZM9 145V146H8ZM107 145H109V144H107ZM184 145V144H183ZM6 146H8V147H6ZM102 147V146H101ZM176 147V148H175ZM184 147V146H183ZM14 148V149H13ZM174 149H173V151H174ZM5 150H6V152H5ZM4 152V154H2L3 152ZM17 151V150H16ZM8 152H9V154H8ZM147 152H148V154L150 153V155H149V157L147 156ZM18 153V152H17ZM13 154V155H12ZM153 156H155L156 155V159L155 158H152V155ZM2 155V156H1ZM4 155H6V157H4ZM147 156V157H146ZM2 157V158H1ZM4 157V158H3ZM14 157V158H13ZM7 158H9V160H6ZM142 158H144V159H142ZM149 158V159H148ZM1 159H2V161H1ZM143 160V161H142ZM151 160V161H150ZM157 160V161H156ZM164 160H166V159H164ZM142 161V162H141ZM154 161H156L155 162V164H154ZM150 162V163H149ZM145 163V164H144ZM149 164V165H148ZM157 164V165H156ZM153 165H155V166H157V168L156 169H154L155 168V166H153ZM148 166V167H147ZM8 167V166H7ZM151 169V170H152ZM7 170H8V168H7ZM152 170V172H149L150 173V175L151 176H154V177H157V176H160V174L162 175V173L164 174V172H166V170H165V168H161L159 171H156L157 172V174L156 173H153L154 171ZM162 173H161V172ZM160 172V173H159ZM153 173V174H152ZM36 219V221H37V218H35ZM35 221V220H34ZM183 236V233H182V231H179L178 232V234H177V237L178 238H181V236ZM26 241V240H25ZM24 241V242H25ZM27 242V241H26ZM25 242V243H26ZM24 243V244H25ZM27 244V243H26ZM256 249V248H255ZM254 249V253H255V250ZM211 252H214V251H211ZM260 251H256V255L257 256H255V262L257 261V262H260V257H259V255H258V253H259ZM207 256H209V257H211L212 259H214L215 258V254L214 253H211V254H209V255H207ZM214 256V257H213ZM208 257V258H209ZM207 258V259H208ZM258 259V260H257Z\"/></svg>",
  "mask_w": 264,
  "mask_h": 264
}]
</instances>
